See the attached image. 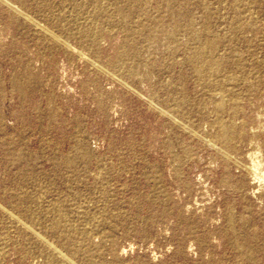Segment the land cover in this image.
Listing matches in <instances>:
<instances>
[{
    "label": "rangeland",
    "instance_id": "1",
    "mask_svg": "<svg viewBox=\"0 0 264 264\" xmlns=\"http://www.w3.org/2000/svg\"><path fill=\"white\" fill-rule=\"evenodd\" d=\"M0 264H264V0H0Z\"/></svg>",
    "mask_w": 264,
    "mask_h": 264
},
{
    "label": "bare ground",
    "instance_id": "2",
    "mask_svg": "<svg viewBox=\"0 0 264 264\" xmlns=\"http://www.w3.org/2000/svg\"><path fill=\"white\" fill-rule=\"evenodd\" d=\"M101 9H102V8H101ZM125 11H126V10H125ZM102 15H103V14H102ZM129 16H131V15H129ZM97 25H98V24H97ZM91 28H92V27H91ZM85 30H86V29H85ZM90 31H91V29H90ZM92 31H93V30H92ZM85 33H86V32H85ZM94 33H95V32H94ZM81 34H82V33H81ZM88 34H89V32H88ZM97 34H98V33H97ZM130 35H131V34H130ZM95 36H97L96 33H95ZM91 37H92V36H91ZM90 39H91V38H90ZM86 40H87V39H86ZM86 40H84V41H86ZM95 40H96V39H95ZM84 41H83V42H84ZM90 41H92V40H90ZM95 42H97V41H95ZM92 44H93V43H92ZM208 44H209V43H208ZM212 48H213V47H212ZM207 49H208V48H207ZM212 52H214V51L212 50L211 53H212ZM196 53H197V52H196ZM210 56H211V55H209V57H210ZM203 57H204V56H203ZM193 62H194V61H193ZM211 62H212V61H210V62L207 61L206 63L203 62V63L205 64V65L203 66V69H204L205 67L208 68V64H210ZM211 65H213V64L211 63ZM213 66H214V65H213ZM203 69H202V70H203ZM216 69H217V68H216ZM208 71H209V70H208ZM198 73H199V72H198ZM199 74H200V73H199ZM209 74H210V73H209ZM200 75H201V74H200ZM215 88H216V87H215ZM217 90H218V89H217ZM234 131H235V130H234ZM253 168H254V167H253ZM255 169H256V168H255ZM21 204H22V203H21ZM19 207H20V206H19ZM20 214H21V213H20ZM54 237H55V236H54ZM68 239H69V237H68ZM69 243H70V241H69ZM67 246H70V245H67ZM82 247H83V246H82ZM68 248H70V247H68ZM68 248H66V249H68ZM70 250H71V249H70Z\"/></svg>",
    "mask_w": 264,
    "mask_h": 264
}]
</instances>
